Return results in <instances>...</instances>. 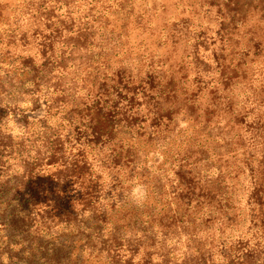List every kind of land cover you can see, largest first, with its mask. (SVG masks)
Masks as SVG:
<instances>
[{
    "label": "rangeland",
    "instance_id": "rangeland-1",
    "mask_svg": "<svg viewBox=\"0 0 264 264\" xmlns=\"http://www.w3.org/2000/svg\"><path fill=\"white\" fill-rule=\"evenodd\" d=\"M35 2L0 0V125L7 134L21 133L12 114L33 106L30 70L40 72L42 64L47 88L59 99L49 123L61 133L59 157L71 167L77 141L87 142L81 123L99 89L109 91L111 101L115 91L130 95L137 103L131 134L144 136L133 139L123 130L115 133L114 145L122 143L123 157L128 152L137 157L138 171L104 166V147L85 146L100 177L101 197H123L108 212L121 230L115 262L210 260L220 239L236 240L243 231L253 189L248 165L258 155L251 140L254 118L264 122V0H40V13L31 14ZM46 14L51 25L42 20ZM119 82L132 92L120 90ZM154 108L171 121L164 120L167 129L153 140ZM39 168L58 175L66 170ZM186 184L196 189L198 207L178 201L188 194L181 193ZM81 213L70 229L72 262L106 264V253L81 251L90 239L88 232L80 234L85 225L100 227L93 214ZM166 224L172 227L165 230ZM63 233L69 231L55 238L66 241ZM7 234L0 227V264H27V255L9 244ZM102 234L90 240L97 250L109 239L107 230Z\"/></svg>",
    "mask_w": 264,
    "mask_h": 264
},
{
    "label": "trees",
    "instance_id": "trees-1",
    "mask_svg": "<svg viewBox=\"0 0 264 264\" xmlns=\"http://www.w3.org/2000/svg\"><path fill=\"white\" fill-rule=\"evenodd\" d=\"M39 2L40 0H37L32 4L31 14L40 13L37 10ZM41 17L50 24V14ZM59 22L63 25V22ZM37 66L40 70L43 67V70L40 72L36 69L30 70L33 75V106L26 112L12 114L21 133L17 136L7 134L0 125V227L6 229L9 244L15 246L21 255H27L29 259L27 264H73L72 254L76 246L75 240L72 239L69 247V238L72 234L70 229L76 227L74 221L81 211L83 215L93 214L95 219L91 218L92 221H97L96 224L99 223L100 227L85 225L84 232L80 234L84 235L88 232L90 239L82 245L81 251L87 250L91 256L95 253L98 255L106 253L107 256L104 258L106 264H117L115 261L122 250L117 253L115 250L118 247L116 242L121 237V230L109 218L108 212L110 205L114 209L123 202V197L120 194L117 199L115 195L112 199L109 197L111 200H116L114 204L111 200L101 197L100 177L95 176L85 146L94 144L104 147L107 153L100 155L103 156L100 162L104 166L110 165L112 169H116L125 165L132 167V172L138 171L141 163L137 157L130 152L123 157L125 148L122 147V143L114 145L115 133L123 130H127L133 139L144 136V133L140 134L138 131L134 135L131 134L135 131L133 129L136 128L137 123L135 121V124H132L131 120L135 116L137 103H134L130 95L122 98V93L117 91L112 94L116 99L111 101L109 91L99 89L94 106L86 115L87 121L81 123L84 129L81 134L87 142L81 139L77 141L78 154L75 155L76 160L70 167L68 162H62L59 157L62 153L61 133L55 132L49 123L59 99L54 100L56 92L51 93L50 87L47 88L49 83L45 81L42 73L45 72L46 67L42 64ZM122 82H119L120 90L132 92L128 89L129 86ZM149 97L144 94L145 99ZM150 114L151 136L154 140L167 129L168 125L164 120H168V123L171 120L162 115L160 109L154 108ZM189 121H191L189 118L184 120V122ZM253 124L251 140L257 145L258 155L252 160L253 163L248 165L253 175V189L247 195L245 206L248 213L243 217L246 219L241 229L243 231L236 240L232 236L230 239H220V244L211 253V261L199 257L189 264H264V122L261 117H255ZM99 159L100 157L94 159L97 160V164ZM91 163L93 164V161ZM42 164L58 168L65 166L66 170L58 175L39 168ZM13 169L15 174L12 172ZM153 191L161 200V192L155 188ZM185 192L188 194L178 197V201L183 202L182 204H186L189 208L202 204L199 196L195 194L196 189L191 184L183 187L181 193ZM108 225L109 229L106 228ZM171 227L168 224L164 225L165 230ZM103 229L107 230L109 239L97 250L90 244V240L94 238L93 236L102 238ZM82 230L83 228L81 232ZM59 231H69L61 234L67 239L66 241L55 238ZM34 235L38 239L33 237ZM133 252L136 251L128 250L127 253Z\"/></svg>",
    "mask_w": 264,
    "mask_h": 264
}]
</instances>
